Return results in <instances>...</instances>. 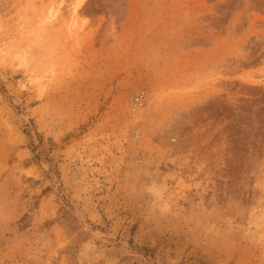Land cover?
<instances>
[{"label":"rangeland","instance_id":"obj_1","mask_svg":"<svg viewBox=\"0 0 264 264\" xmlns=\"http://www.w3.org/2000/svg\"><path fill=\"white\" fill-rule=\"evenodd\" d=\"M0 264H264V0H0Z\"/></svg>","mask_w":264,"mask_h":264},{"label":"trees","instance_id":"obj_2","mask_svg":"<svg viewBox=\"0 0 264 264\" xmlns=\"http://www.w3.org/2000/svg\"><path fill=\"white\" fill-rule=\"evenodd\" d=\"M35 135L37 137L36 142L34 140H29V147L33 155L31 158L32 161H38L39 159L50 161L51 157L48 155V151L50 150V144H53L52 141L50 139L44 141L43 136L39 132L35 131Z\"/></svg>","mask_w":264,"mask_h":264}]
</instances>
